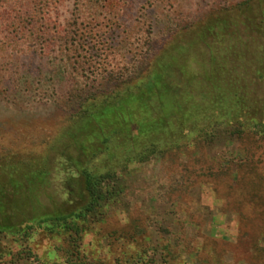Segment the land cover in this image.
<instances>
[{"label": "rangeland", "instance_id": "obj_1", "mask_svg": "<svg viewBox=\"0 0 264 264\" xmlns=\"http://www.w3.org/2000/svg\"><path fill=\"white\" fill-rule=\"evenodd\" d=\"M241 1L36 0L11 46L0 26V163L43 153L81 100L147 77L175 31ZM119 172L121 192L81 242L90 264H264V135L222 124ZM32 247L46 264L65 261L63 237L38 234Z\"/></svg>", "mask_w": 264, "mask_h": 264}, {"label": "trees", "instance_id": "obj_2", "mask_svg": "<svg viewBox=\"0 0 264 264\" xmlns=\"http://www.w3.org/2000/svg\"><path fill=\"white\" fill-rule=\"evenodd\" d=\"M36 4L0 0L8 46ZM150 62L147 77L81 100L43 153L1 161L0 264H20L25 254L46 264L32 247L42 233L65 239L62 264H90L81 242L121 192L119 171L222 124L232 135H264V0L221 7L175 31ZM57 160L61 201L50 192Z\"/></svg>", "mask_w": 264, "mask_h": 264}]
</instances>
